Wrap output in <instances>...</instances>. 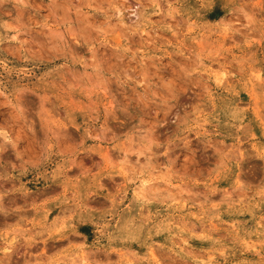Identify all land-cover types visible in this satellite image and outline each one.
I'll use <instances>...</instances> for the list:
<instances>
[{
    "label": "rangeland",
    "instance_id": "374dc122",
    "mask_svg": "<svg viewBox=\"0 0 264 264\" xmlns=\"http://www.w3.org/2000/svg\"><path fill=\"white\" fill-rule=\"evenodd\" d=\"M0 264H264V0H0Z\"/></svg>",
    "mask_w": 264,
    "mask_h": 264
},
{
    "label": "crops",
    "instance_id": "0c3cea01",
    "mask_svg": "<svg viewBox=\"0 0 264 264\" xmlns=\"http://www.w3.org/2000/svg\"><path fill=\"white\" fill-rule=\"evenodd\" d=\"M117 193H112V195H108L106 192H104L103 195H99L97 198L94 197L95 200H99V201H104V203L108 200H110L112 198V196H116ZM31 225L28 226V223H24V228H28L30 227ZM31 230H33L34 228L31 226L30 227ZM35 231V230H33ZM41 234V233H40Z\"/></svg>",
    "mask_w": 264,
    "mask_h": 264
},
{
    "label": "bare ground",
    "instance_id": "6f19581e",
    "mask_svg": "<svg viewBox=\"0 0 264 264\" xmlns=\"http://www.w3.org/2000/svg\"><path fill=\"white\" fill-rule=\"evenodd\" d=\"M76 37V36H75ZM23 137V136H22ZM13 140V139H12ZM18 143V142H17Z\"/></svg>",
    "mask_w": 264,
    "mask_h": 264
}]
</instances>
